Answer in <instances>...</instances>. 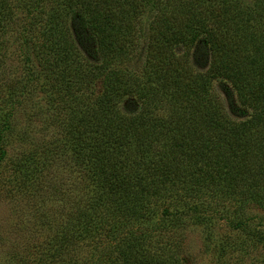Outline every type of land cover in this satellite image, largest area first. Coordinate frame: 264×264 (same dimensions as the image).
Instances as JSON below:
<instances>
[{"label": "trees", "instance_id": "trees-1", "mask_svg": "<svg viewBox=\"0 0 264 264\" xmlns=\"http://www.w3.org/2000/svg\"><path fill=\"white\" fill-rule=\"evenodd\" d=\"M215 1L58 0L34 16L44 49L45 69L38 74L47 80L40 89L49 96L57 91L58 100L51 96L49 103L64 112L56 120L64 134L59 147L82 166L80 185L65 190L71 208L54 237V256L78 238L89 240L88 264H182L178 248H146L144 239L157 229L207 220L202 214L189 220L199 213L184 201L195 198L192 165L205 164L201 172L225 170L221 179L229 175L233 187L264 184V55L251 61L241 42L222 36L227 33L219 14L208 19L219 7ZM153 9L161 12L154 22L164 24L149 28L140 69L124 70L137 50L136 20ZM76 16L90 35L95 60L84 56L69 32L68 18ZM198 43L209 55L204 72L187 63ZM176 46L188 49L184 58L175 54ZM215 81L231 85L238 103L251 111L248 119L229 118L212 90ZM124 99L141 106L120 111ZM163 101L169 114H163ZM11 108L0 124V141L11 131L15 102ZM6 155L0 144V160ZM153 204L164 207L157 220L160 209L153 218Z\"/></svg>", "mask_w": 264, "mask_h": 264}, {"label": "rangeland", "instance_id": "rangeland-1", "mask_svg": "<svg viewBox=\"0 0 264 264\" xmlns=\"http://www.w3.org/2000/svg\"><path fill=\"white\" fill-rule=\"evenodd\" d=\"M215 2L219 7L208 19L212 22L215 14H219L222 31L227 33L222 36L230 42H241L251 61L264 55V0ZM58 3V0H0L1 125L15 102L11 131L5 132L0 141L7 154L0 160V264H88L92 261L87 254L90 253L86 244L89 240L78 238L63 254L54 256L57 245L54 237L64 229L65 210L67 206L71 208L65 190L82 181V166L59 147L64 134L56 120H62L64 112L49 103L51 96L53 100L57 98V91L53 89L49 96L47 90L44 89V95L40 89L47 80L38 74V70L45 69L40 61L44 49L42 30L38 29L34 16H42L41 6L45 12ZM150 11L136 20L140 32L134 41L137 50L130 63L124 64V70L140 69L149 28L164 24L165 20L154 22L155 18H160L157 17L160 11ZM167 18L172 19V16ZM66 24L84 56L95 60L94 46L89 33L83 29L82 19L70 17ZM255 46L258 53L254 56ZM187 50L183 46L174 48L175 54L182 58ZM187 63L191 70L204 72L209 65L207 47L198 43L189 52ZM100 86L98 81L94 89ZM212 90L219 95L231 120L241 122L251 116V111L238 103L228 82L215 81ZM38 104L39 111L33 110ZM123 104L120 111L128 113L134 109L131 104L141 106L125 99ZM162 104L163 114H169V103L163 101ZM185 104L183 101L182 106ZM180 113L183 114L182 109ZM201 165L205 164L192 165L190 170L197 183L193 187L195 198L184 201L199 212L191 213L189 220L201 214L206 215L207 220L195 224L185 222L182 227L167 226L166 231L157 229L145 236L144 246L178 248L176 252L184 261L182 264H264V184L247 189L246 184L234 182L238 187H233L228 185L229 175L226 182L221 179L225 170L204 167L201 172L198 169ZM158 207L160 211L153 220L160 217L164 208L162 204L157 205L153 218ZM108 245L113 246L111 242Z\"/></svg>", "mask_w": 264, "mask_h": 264}]
</instances>
